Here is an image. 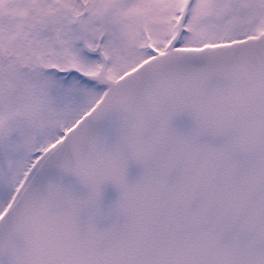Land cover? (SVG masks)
<instances>
[{
    "label": "snow or ice",
    "instance_id": "snow-or-ice-1",
    "mask_svg": "<svg viewBox=\"0 0 264 264\" xmlns=\"http://www.w3.org/2000/svg\"><path fill=\"white\" fill-rule=\"evenodd\" d=\"M0 264H264V0H0Z\"/></svg>",
    "mask_w": 264,
    "mask_h": 264
}]
</instances>
